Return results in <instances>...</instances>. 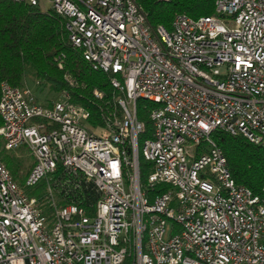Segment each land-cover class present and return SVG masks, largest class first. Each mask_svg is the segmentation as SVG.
Segmentation results:
<instances>
[{
	"label": "built area",
	"instance_id": "1",
	"mask_svg": "<svg viewBox=\"0 0 264 264\" xmlns=\"http://www.w3.org/2000/svg\"><path fill=\"white\" fill-rule=\"evenodd\" d=\"M46 1L112 75L121 115L91 128L85 107L1 83L3 146L32 157L25 186L60 168L91 181L96 200L57 204L48 187L44 216L0 161V264H264V189L236 185L211 138L264 146V0H216L218 16L178 15L154 33L132 0ZM139 99L155 105L140 144ZM139 157L151 163L143 185Z\"/></svg>",
	"mask_w": 264,
	"mask_h": 264
},
{
	"label": "trees",
	"instance_id": "2",
	"mask_svg": "<svg viewBox=\"0 0 264 264\" xmlns=\"http://www.w3.org/2000/svg\"><path fill=\"white\" fill-rule=\"evenodd\" d=\"M132 1L143 13L153 33L160 26L170 32L178 15L193 19L218 16L215 11L216 0ZM28 69L32 72L30 76L37 90L42 91L47 86L48 91L60 96L59 99L64 97L85 107L89 112V127L102 128L113 117H120L117 98L121 93L111 85L112 75L93 69L83 58L82 50L70 42L62 16L51 8L42 10L39 5L0 0V85L6 82L13 87H24ZM47 99L41 104L50 106L56 101ZM154 107L153 103L143 99L136 103V117L145 125V132L138 136L139 144L144 138L152 136L150 112ZM211 138L225 155L235 184L260 195L264 189V146L251 143L241 134L232 135L221 129L214 130ZM16 152L19 150H6L0 137V161L24 193L36 198L37 206L44 216H50L52 211L48 187L52 189L57 204L78 202L89 206L96 200L91 181H86L78 173L73 175L60 168L52 174L50 181L42 179L26 187L25 180L33 163L20 161L21 155ZM150 166L151 163L139 157L142 185L145 184ZM75 183L79 186L75 187Z\"/></svg>",
	"mask_w": 264,
	"mask_h": 264
},
{
	"label": "rangeland",
	"instance_id": "3",
	"mask_svg": "<svg viewBox=\"0 0 264 264\" xmlns=\"http://www.w3.org/2000/svg\"><path fill=\"white\" fill-rule=\"evenodd\" d=\"M40 7L42 10H47L50 9V4L48 1L43 0L42 3L40 4ZM28 76L25 78V82H24V87L30 89V91L36 96V98L39 100L40 103H45L47 102V98H50V101L53 100H57L60 98L59 95L54 94L50 91L47 90V86L43 88L42 91H39L35 88L34 85V79H32V77L30 75H32V72L30 69H28ZM19 152H16L17 155H21L20 156V161L22 162H32V157L30 156L29 152L27 151V149L25 147H21L19 149ZM16 150V151H17ZM11 151H15V150H11Z\"/></svg>",
	"mask_w": 264,
	"mask_h": 264
}]
</instances>
